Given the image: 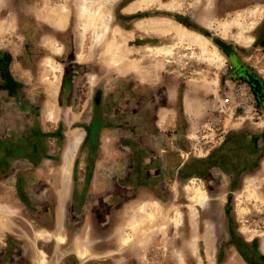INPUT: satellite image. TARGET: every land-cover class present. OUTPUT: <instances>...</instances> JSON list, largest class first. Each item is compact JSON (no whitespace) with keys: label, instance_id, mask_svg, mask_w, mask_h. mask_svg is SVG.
I'll return each instance as SVG.
<instances>
[{"label":"rangeland","instance_id":"1","mask_svg":"<svg viewBox=\"0 0 264 264\" xmlns=\"http://www.w3.org/2000/svg\"><path fill=\"white\" fill-rule=\"evenodd\" d=\"M83 1L0 0V264H264V0Z\"/></svg>","mask_w":264,"mask_h":264},{"label":"bare ground","instance_id":"2","mask_svg":"<svg viewBox=\"0 0 264 264\" xmlns=\"http://www.w3.org/2000/svg\"><path fill=\"white\" fill-rule=\"evenodd\" d=\"M87 1H88V3H86ZM87 1L86 0L83 1L82 7L85 9L84 13L88 14V19H89L88 27H93V26L97 25L98 24L97 21L99 20L101 22V23H99V27L102 28V31L100 33L96 32L98 34V38H99L102 35V32H104L108 27V24L105 22L106 20L104 21V19L107 15L103 17V13L101 12L102 6H99L98 8L96 7L94 9V11H91L93 9L90 10L87 7H89V5L94 2V0H87ZM150 2H151V0H136L134 3H132L129 6V8L127 10L129 12H136V11L145 9L150 4ZM103 7H105V4ZM108 15H109V13H108ZM57 21H59V20H57ZM62 22H64V21H62ZM137 27L141 30L156 31V32H159L162 34L167 33L171 37H173V39L175 41H178L180 43H186L189 47H196L197 49H199L201 52V55H203L204 58H206L208 61L217 62L218 60H221V57L217 53L216 48L210 49V47H209L210 42L206 37L202 36L201 34H199L197 32L183 28L180 25H178L176 27V25H174V23L171 22L170 20L161 19L159 21L146 22V23H141V24L139 23V24H137ZM156 50L160 51L161 53H168V50L171 51L170 48L167 49L166 47H161V48H158ZM48 116L51 119L52 118V112H49ZM78 141H79V138L76 139V141L72 144V147L74 146V148H76V146H77L76 144ZM67 150H69V149H67ZM72 151H74V150H72ZM74 152H69V154H71V156H72V153L74 154ZM69 154H67L66 157L64 156V158H66L67 161H68L69 156H70ZM65 162H66V160L64 161V163ZM68 163L69 162L65 163L67 165L64 166L65 168L63 167V170H62V173L64 175V177H62V178H65V179H67L70 175V170H69L70 164H68ZM194 191H195L194 192L195 196L193 197L194 201H196L197 204L202 205L204 200L207 198L206 192L202 188H196ZM194 212H195V210H194Z\"/></svg>","mask_w":264,"mask_h":264},{"label":"trees","instance_id":"3","mask_svg":"<svg viewBox=\"0 0 264 264\" xmlns=\"http://www.w3.org/2000/svg\"><path fill=\"white\" fill-rule=\"evenodd\" d=\"M9 62H11V60H9ZM9 62H8V63H9ZM10 78H11V77H10ZM11 80H12V81H10V83H9L10 85L16 83V81H15L13 78H11ZM6 89H9V87H6Z\"/></svg>","mask_w":264,"mask_h":264},{"label":"crops","instance_id":"4","mask_svg":"<svg viewBox=\"0 0 264 264\" xmlns=\"http://www.w3.org/2000/svg\"><path fill=\"white\" fill-rule=\"evenodd\" d=\"M11 65V64H10ZM10 68V67H9Z\"/></svg>","mask_w":264,"mask_h":264}]
</instances>
